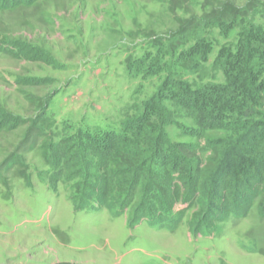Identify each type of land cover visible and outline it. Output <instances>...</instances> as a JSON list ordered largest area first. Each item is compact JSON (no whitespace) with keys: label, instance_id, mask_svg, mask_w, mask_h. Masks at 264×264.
I'll use <instances>...</instances> for the list:
<instances>
[{"label":"rangeland","instance_id":"1","mask_svg":"<svg viewBox=\"0 0 264 264\" xmlns=\"http://www.w3.org/2000/svg\"><path fill=\"white\" fill-rule=\"evenodd\" d=\"M21 1L0 10V264H264L258 203L245 217L212 220L199 232L191 225L198 209L182 202L175 211L189 209L171 229L134 225L129 212L78 210L71 193L77 181L55 187L46 154L51 142L79 131H119L130 109L159 87L162 75L154 72L163 68L158 57L169 35L231 0ZM254 18L264 25V0ZM206 36L214 46L207 71L185 78L225 83L210 69L234 40L218 29ZM183 132L169 128L173 142L210 156L204 140Z\"/></svg>","mask_w":264,"mask_h":264},{"label":"trees","instance_id":"2","mask_svg":"<svg viewBox=\"0 0 264 264\" xmlns=\"http://www.w3.org/2000/svg\"><path fill=\"white\" fill-rule=\"evenodd\" d=\"M262 1H225L169 35L158 57L163 68L154 72L162 75L159 87L130 109L119 131H79L48 145L50 181L55 187L77 181L71 193L78 210L98 205L118 215L129 212L134 225L171 229L189 209L176 212L182 202L198 209L191 223L197 232L213 221L245 217L256 203L264 217V25L254 21ZM17 2L0 0V10ZM207 29L234 40L220 47L211 65L223 73L222 84L185 78L207 71L214 47ZM183 118L193 127L181 124ZM170 127L204 140L210 156L202 159L196 144L173 142Z\"/></svg>","mask_w":264,"mask_h":264}]
</instances>
